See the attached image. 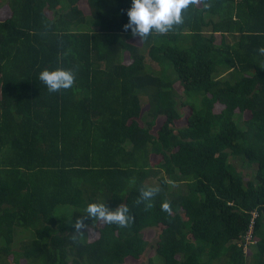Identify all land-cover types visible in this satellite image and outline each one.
I'll return each instance as SVG.
<instances>
[{
  "label": "trees",
  "instance_id": "trees-1",
  "mask_svg": "<svg viewBox=\"0 0 264 264\" xmlns=\"http://www.w3.org/2000/svg\"><path fill=\"white\" fill-rule=\"evenodd\" d=\"M5 4L0 264H264V0H192L144 38L131 0ZM55 67L71 88L39 79ZM89 202L133 219L76 231Z\"/></svg>",
  "mask_w": 264,
  "mask_h": 264
},
{
  "label": "clouds",
  "instance_id": "clouds-1",
  "mask_svg": "<svg viewBox=\"0 0 264 264\" xmlns=\"http://www.w3.org/2000/svg\"><path fill=\"white\" fill-rule=\"evenodd\" d=\"M191 2L192 0H131V5L126 12L128 21L123 27L139 38L146 37L152 31L166 33L174 24L182 23V10ZM38 75L50 92L69 89L75 81L73 71L63 67L45 68ZM159 191L158 186L141 187L136 203H144L145 207L150 208L152 198ZM162 208L168 210L169 203L163 202ZM85 213L86 215L78 217L73 223L76 231L86 229L85 221L89 218L121 226H126L133 219L127 204L110 208L103 202H89Z\"/></svg>",
  "mask_w": 264,
  "mask_h": 264
},
{
  "label": "rangeland",
  "instance_id": "rangeland-1",
  "mask_svg": "<svg viewBox=\"0 0 264 264\" xmlns=\"http://www.w3.org/2000/svg\"><path fill=\"white\" fill-rule=\"evenodd\" d=\"M7 0H0V5H2V8H4V10L6 9L7 10V6H6V4L5 5H3L4 4V2H6ZM1 7V6H0ZM1 8V9H2ZM47 12V14H50V12L49 11H46ZM216 35H217V40L219 41V35H218V33H216ZM181 90V89H180ZM221 108V106H217V110H219ZM248 112H245V114H244V117L246 118L247 116H248ZM163 118H159L158 119V122L160 121V120H162ZM158 157L157 156H153V160H156ZM238 166H240V164L238 163ZM157 232H158V228H155L154 227V229H151V230H147V232H146V235H147V237L149 238V239H151V242H153L155 239H156V236H157ZM26 234V232H21V233H19V237H21V236H24ZM150 248H148V250H146V252H145V255L140 259V260H138V261H133V262H130V261H128L127 263H129V264H145L146 263V259H145V257H147L149 254H150ZM21 263H22V261H21Z\"/></svg>",
  "mask_w": 264,
  "mask_h": 264
},
{
  "label": "built area",
  "instance_id": "built-area-1",
  "mask_svg": "<svg viewBox=\"0 0 264 264\" xmlns=\"http://www.w3.org/2000/svg\"><path fill=\"white\" fill-rule=\"evenodd\" d=\"M257 212L255 210L252 211V218H254L256 216ZM252 229H253V226H250L249 227V231H248V234L246 236V240H251V232H252ZM251 243H254V239L252 240Z\"/></svg>",
  "mask_w": 264,
  "mask_h": 264
}]
</instances>
